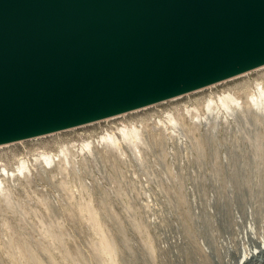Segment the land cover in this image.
I'll use <instances>...</instances> for the list:
<instances>
[{"label": "rangeland", "instance_id": "rangeland-1", "mask_svg": "<svg viewBox=\"0 0 264 264\" xmlns=\"http://www.w3.org/2000/svg\"><path fill=\"white\" fill-rule=\"evenodd\" d=\"M258 86L264 65L1 144L0 264H264Z\"/></svg>", "mask_w": 264, "mask_h": 264}, {"label": "water", "instance_id": "water-1", "mask_svg": "<svg viewBox=\"0 0 264 264\" xmlns=\"http://www.w3.org/2000/svg\"><path fill=\"white\" fill-rule=\"evenodd\" d=\"M264 65V0H0V145Z\"/></svg>", "mask_w": 264, "mask_h": 264}, {"label": "bare ground", "instance_id": "bare-ground-1", "mask_svg": "<svg viewBox=\"0 0 264 264\" xmlns=\"http://www.w3.org/2000/svg\"><path fill=\"white\" fill-rule=\"evenodd\" d=\"M256 93L257 94H255L254 97H251V103L253 105H256V106H260L261 105L262 107H264V91H263V89L260 86H258V89H257ZM237 103H238L237 99L232 94L227 93V94H224L222 96H219L218 97V101L214 102L212 99H209L208 102H207L206 107L209 108L210 105L213 104V106L216 109H223V108L231 107L232 105H236ZM121 130L123 131V135H125L124 129H121ZM131 135H132V137L136 136V130L135 129H133L131 131ZM109 136H108V138H109ZM109 139H111L112 142H116L117 141V139H115L114 137H110ZM47 159H48L47 161H50V157L49 156H47ZM262 255H263V252H262ZM260 259H262V258H260Z\"/></svg>", "mask_w": 264, "mask_h": 264}]
</instances>
